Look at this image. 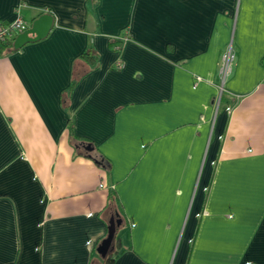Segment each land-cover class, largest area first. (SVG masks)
<instances>
[{"label":"crops","instance_id":"crops-1","mask_svg":"<svg viewBox=\"0 0 264 264\" xmlns=\"http://www.w3.org/2000/svg\"><path fill=\"white\" fill-rule=\"evenodd\" d=\"M17 16L0 264H264V0H0Z\"/></svg>","mask_w":264,"mask_h":264},{"label":"built area","instance_id":"built-area-1","mask_svg":"<svg viewBox=\"0 0 264 264\" xmlns=\"http://www.w3.org/2000/svg\"><path fill=\"white\" fill-rule=\"evenodd\" d=\"M26 30L27 25L20 16H17L14 21L9 24H0V44L13 40L16 34L22 33ZM122 40L125 42L127 40V37L124 36ZM233 62L234 52L231 45L228 44L224 48L219 58L217 74L220 81V92L222 91V84L231 73ZM121 67L122 65L119 62L114 65L115 69H120ZM226 111L229 112L230 108L227 107Z\"/></svg>","mask_w":264,"mask_h":264},{"label":"water","instance_id":"water-1","mask_svg":"<svg viewBox=\"0 0 264 264\" xmlns=\"http://www.w3.org/2000/svg\"><path fill=\"white\" fill-rule=\"evenodd\" d=\"M35 24L33 25L32 29L24 32L21 36L17 37V39L14 42V47L17 48L21 45L23 40H31L28 35L31 34L34 29ZM86 150H89L86 147ZM119 226V221L118 220H113L112 218H110L108 220V224L106 227V237L104 240L101 241L100 245L98 246V248L96 249V253L100 256V257H104L105 254L107 253V250L110 248L111 243L113 241L114 238V234H115V229Z\"/></svg>","mask_w":264,"mask_h":264},{"label":"trees","instance_id":"trees-1","mask_svg":"<svg viewBox=\"0 0 264 264\" xmlns=\"http://www.w3.org/2000/svg\"><path fill=\"white\" fill-rule=\"evenodd\" d=\"M12 41H9V42H6V43H2L0 44V55H3L5 53H7L8 51H13L12 49H15L12 47ZM82 57H85L88 62H90V64H94L95 63V58L92 56V57H89V55H87L86 53L82 54ZM106 262L108 264H111L112 260L111 258H107L106 259Z\"/></svg>","mask_w":264,"mask_h":264},{"label":"rangeland","instance_id":"rangeland-1","mask_svg":"<svg viewBox=\"0 0 264 264\" xmlns=\"http://www.w3.org/2000/svg\"><path fill=\"white\" fill-rule=\"evenodd\" d=\"M96 259H97V262H98L99 261V258L97 257Z\"/></svg>","mask_w":264,"mask_h":264}]
</instances>
